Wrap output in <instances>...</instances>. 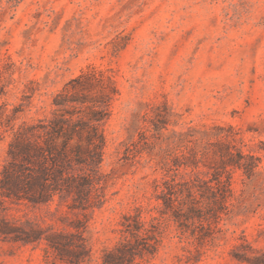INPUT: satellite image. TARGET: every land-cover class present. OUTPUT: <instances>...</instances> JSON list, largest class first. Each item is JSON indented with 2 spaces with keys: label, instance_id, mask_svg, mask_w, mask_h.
<instances>
[{
  "label": "rangeland",
  "instance_id": "obj_1",
  "mask_svg": "<svg viewBox=\"0 0 264 264\" xmlns=\"http://www.w3.org/2000/svg\"><path fill=\"white\" fill-rule=\"evenodd\" d=\"M92 71L110 97L99 122L105 201L85 211L69 209L58 197L48 206L6 203L0 215L63 232L79 225L90 249L83 264H100L118 239L122 216L141 207L148 218L146 209L156 203L154 160L124 154L140 147L151 121L166 115L164 134L231 125L243 150L261 161L250 179L232 173L233 207L219 239L187 262L185 244L168 220L158 252L145 264H251L236 258L235 246L245 240L252 249L246 257L264 252V0H0V97L8 110L19 107L15 126L67 112L86 119L89 106L64 98L57 106L54 98L60 92L100 97L69 84ZM9 140L6 133L0 141V170ZM43 247L0 238V264H66L47 259Z\"/></svg>",
  "mask_w": 264,
  "mask_h": 264
},
{
  "label": "trees",
  "instance_id": "obj_2",
  "mask_svg": "<svg viewBox=\"0 0 264 264\" xmlns=\"http://www.w3.org/2000/svg\"><path fill=\"white\" fill-rule=\"evenodd\" d=\"M72 89L99 91L100 97H60L54 104L76 103L89 106L86 119H73L72 113H61L36 123L12 122L19 107L8 110L0 97V141L10 134L7 157L0 170V210L10 205L48 206L55 197L67 199L71 210L85 211L100 207L105 201V176L100 172L104 160L105 139L99 127L104 107L109 105L105 83L96 72L81 73L69 82ZM0 87V95L3 89ZM99 106V109L94 107ZM68 114V116H67ZM158 116V115H157ZM149 134L141 133L140 147L127 148L125 157L136 158L146 153L154 160L160 174L152 181L155 204L124 214L119 222L118 239L103 251L100 264H145L155 256L162 244L166 221L175 225L176 237L184 243L183 256L190 261L202 248L212 245L222 232L220 223L232 212L234 171L248 179L256 175L261 157L246 146L233 126H188L164 134L167 116L153 119ZM75 232H63L53 225L42 227L28 219L0 215V238L23 245H41L45 257L51 255L66 264H83L90 249L79 225ZM237 247L239 261L264 264V252L246 257L249 244L243 240Z\"/></svg>",
  "mask_w": 264,
  "mask_h": 264
}]
</instances>
